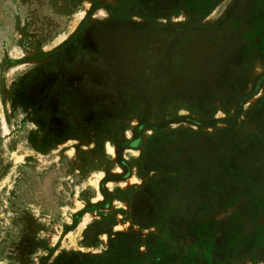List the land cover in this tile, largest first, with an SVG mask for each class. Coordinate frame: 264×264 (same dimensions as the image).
Wrapping results in <instances>:
<instances>
[{
	"label": "rangeland",
	"instance_id": "1",
	"mask_svg": "<svg viewBox=\"0 0 264 264\" xmlns=\"http://www.w3.org/2000/svg\"><path fill=\"white\" fill-rule=\"evenodd\" d=\"M0 264H264V0H0Z\"/></svg>",
	"mask_w": 264,
	"mask_h": 264
}]
</instances>
